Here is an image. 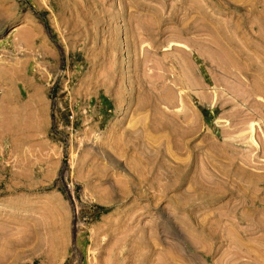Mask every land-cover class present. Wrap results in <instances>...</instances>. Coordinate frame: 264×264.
Wrapping results in <instances>:
<instances>
[{"label": "rangeland", "instance_id": "374dc122", "mask_svg": "<svg viewBox=\"0 0 264 264\" xmlns=\"http://www.w3.org/2000/svg\"><path fill=\"white\" fill-rule=\"evenodd\" d=\"M250 121L264 0H0V264H264Z\"/></svg>", "mask_w": 264, "mask_h": 264}, {"label": "bare ground", "instance_id": "6f19581e", "mask_svg": "<svg viewBox=\"0 0 264 264\" xmlns=\"http://www.w3.org/2000/svg\"><path fill=\"white\" fill-rule=\"evenodd\" d=\"M142 18V17H141ZM142 20V19H141ZM142 22V21H141ZM148 22V21H147ZM140 24V23H139ZM144 25V24H143ZM149 25H151V24H149ZM193 25V24H192ZM153 26V25H152ZM143 41V40H142ZM144 42V41H143ZM169 42V41H168ZM172 42V41H171ZM170 43V42H169ZM176 44H177V42H176ZM168 45V44H167ZM177 45H175V47H176ZM186 46V45H185ZM187 47V46H186ZM173 48V47H172ZM189 48V47H188ZM190 49V48H189ZM188 49V50H189ZM194 51V50H193ZM189 53H190V51H189ZM185 54V53H184ZM145 55V54H144ZM144 57V56H143ZM142 57V58H143ZM182 57V56H181ZM173 58V57H172ZM183 58V57H182ZM145 59V58H144ZM174 59V58H173ZM175 60H176V58H175ZM188 60V59H187ZM173 61V60H172ZM147 62V61H146ZM177 67V66H176ZM187 70V69H186ZM172 71H174V70H172ZM179 71H181V70H179ZM176 75V74H175ZM185 75V74H184ZM176 77V76H175ZM179 77H180V75H179ZM190 79V78H189ZM184 84V83H183ZM181 85V84H180ZM189 85V84H188ZM175 86V85H174ZM179 91V90H178ZM179 94V93H178ZM178 96V95H177ZM172 97V96H171ZM178 98H179V96H178ZM170 99H172V98H170ZM180 100V99H179ZM143 102V101H142ZM213 102V101H212ZM180 106V105H179ZM145 117H146V115H145ZM145 120V119H144ZM144 122V121H143ZM164 123V122H163ZM149 125H150V123H149ZM247 128V131H248V134H247V136H248V138L251 140V142L252 143H254V145H258V144H260V148L262 147V146H264V131H262V138L261 139H263V141H261L260 143L258 142L257 143V141H259V140H257L256 141V139H255V136L254 135H256V128H255V125H254V123L252 122V121H250V123L248 124V126L246 127ZM258 128V127H257ZM263 128V127H262ZM247 138V137H246ZM261 149H259V151H260ZM263 150V149H262ZM245 164V163H244ZM239 165H241V164H239ZM244 166V165H243ZM246 166V165H245ZM253 167V166H252ZM256 167V166H255ZM243 168V167H242ZM175 169V168H174ZM251 169V168H250ZM185 170V169H184ZM263 170V169H262ZM244 174V173H243ZM252 174H254V173H252ZM257 174H260V176H262V174L264 175V173H260V172H258ZM189 175V174H188ZM176 177V176H175ZM248 178H249V176H248ZM250 180V179H249ZM241 182V181H240ZM258 183V182H257ZM243 184V183H242ZM247 185V184H246ZM164 193V192H163ZM157 196V195H156ZM190 198V197H189ZM208 199V198H207ZM248 202V201H247ZM182 205H184V204H182ZM184 207H185V205H184ZM234 207V206H233ZM181 208V207H180ZM232 208V207H231ZM235 209V208H234ZM213 227V226H212ZM174 231V230H173Z\"/></svg>", "mask_w": 264, "mask_h": 264}]
</instances>
